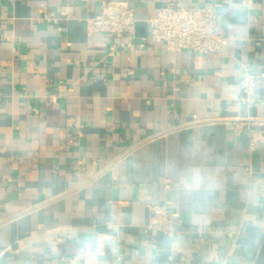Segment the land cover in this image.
<instances>
[{"label": "crops", "instance_id": "crops-1", "mask_svg": "<svg viewBox=\"0 0 264 264\" xmlns=\"http://www.w3.org/2000/svg\"><path fill=\"white\" fill-rule=\"evenodd\" d=\"M102 1L0 0V264H264V82L252 103L240 83L264 70V0H181L217 8L221 55L154 40L165 0L90 34Z\"/></svg>", "mask_w": 264, "mask_h": 264}, {"label": "built area", "instance_id": "built-area-1", "mask_svg": "<svg viewBox=\"0 0 264 264\" xmlns=\"http://www.w3.org/2000/svg\"><path fill=\"white\" fill-rule=\"evenodd\" d=\"M137 16L135 7L129 0H103L100 12L88 19V31L108 33L112 35H133L136 31ZM151 37L167 45L171 51L189 48L198 52L221 55L225 51L223 26L217 20V8L200 6L188 9L181 0H165L157 14L150 19ZM264 82V70L253 71L246 67L241 79L244 91L243 98L247 103L256 100L257 85ZM255 120L247 118L234 120L230 124L234 130L242 131L249 127L250 144L262 139L252 127ZM170 187V182L167 183ZM149 219L147 227L158 230L166 235L177 232L171 211L165 204H147Z\"/></svg>", "mask_w": 264, "mask_h": 264}]
</instances>
